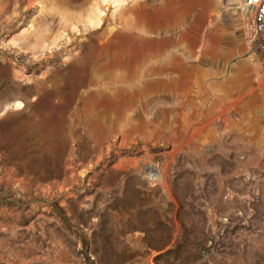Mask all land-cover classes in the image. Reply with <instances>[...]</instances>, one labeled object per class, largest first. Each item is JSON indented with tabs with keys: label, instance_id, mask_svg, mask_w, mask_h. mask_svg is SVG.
Segmentation results:
<instances>
[{
	"label": "rangeland",
	"instance_id": "374dc122",
	"mask_svg": "<svg viewBox=\"0 0 264 264\" xmlns=\"http://www.w3.org/2000/svg\"><path fill=\"white\" fill-rule=\"evenodd\" d=\"M182 1L0 0V264H264V56Z\"/></svg>",
	"mask_w": 264,
	"mask_h": 264
},
{
	"label": "built area",
	"instance_id": "2783aa9c",
	"mask_svg": "<svg viewBox=\"0 0 264 264\" xmlns=\"http://www.w3.org/2000/svg\"><path fill=\"white\" fill-rule=\"evenodd\" d=\"M241 11L246 18V45L264 56V0H242Z\"/></svg>",
	"mask_w": 264,
	"mask_h": 264
},
{
	"label": "crops",
	"instance_id": "0c3cea01",
	"mask_svg": "<svg viewBox=\"0 0 264 264\" xmlns=\"http://www.w3.org/2000/svg\"><path fill=\"white\" fill-rule=\"evenodd\" d=\"M111 4H113L114 11H116L114 14L117 16L124 15V13H127L128 11L130 12V15L133 16L135 14L131 9L140 6L153 5V3H150V0H112ZM164 6H166V9L162 15H165L166 20L164 19V21L166 22H192L197 14L196 5L194 3L190 6L191 9H185L182 0H168V3ZM172 30L168 31L169 35L174 33Z\"/></svg>",
	"mask_w": 264,
	"mask_h": 264
},
{
	"label": "trees",
	"instance_id": "16d2710c",
	"mask_svg": "<svg viewBox=\"0 0 264 264\" xmlns=\"http://www.w3.org/2000/svg\"><path fill=\"white\" fill-rule=\"evenodd\" d=\"M56 209H58V208H56ZM58 215L61 217L62 221H66V218L65 217H62L60 214H58ZM92 239L95 241V236H93ZM164 247H166V244H164V245H158V244L148 243V248L151 249V250L159 251V250H162ZM168 252H172V250H169ZM96 253H97V250H94V254H96Z\"/></svg>",
	"mask_w": 264,
	"mask_h": 264
}]
</instances>
